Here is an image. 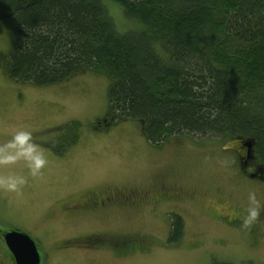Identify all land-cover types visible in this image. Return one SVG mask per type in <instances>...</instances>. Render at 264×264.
<instances>
[{
  "label": "rangeland",
  "instance_id": "obj_1",
  "mask_svg": "<svg viewBox=\"0 0 264 264\" xmlns=\"http://www.w3.org/2000/svg\"><path fill=\"white\" fill-rule=\"evenodd\" d=\"M103 1L119 30L138 29L119 6ZM13 44L12 32L0 30V144L15 130L35 133L51 125L48 139L63 136L53 146L60 148L72 137L70 123L78 122L81 130L77 143L54 157L46 176H32L20 161L17 170L0 166V176L25 177L16 203L9 195L1 197L15 208L14 215L0 211L1 235L31 227L42 264H264V181L244 173L237 140L187 135L155 146L138 122L98 127L108 113L105 76L88 73L49 87L17 83L4 72ZM34 140L41 148L47 141L40 134ZM249 192L256 193L262 209L244 228ZM89 194L113 201L85 210L83 198ZM171 214L184 221L178 245L168 244ZM89 236L101 239L68 245L103 246L102 251L61 250L63 239ZM129 241L127 250L115 244ZM2 263L7 264L0 254Z\"/></svg>",
  "mask_w": 264,
  "mask_h": 264
},
{
  "label": "trees",
  "instance_id": "obj_2",
  "mask_svg": "<svg viewBox=\"0 0 264 264\" xmlns=\"http://www.w3.org/2000/svg\"><path fill=\"white\" fill-rule=\"evenodd\" d=\"M110 2L138 29L119 30L103 0H0V30L14 37L7 77L49 87L105 76L109 124L138 122L155 146L187 135L252 141L264 169V0ZM68 127L58 155L80 138L78 122ZM183 234L171 214L168 244Z\"/></svg>",
  "mask_w": 264,
  "mask_h": 264
},
{
  "label": "clouds",
  "instance_id": "obj_3",
  "mask_svg": "<svg viewBox=\"0 0 264 264\" xmlns=\"http://www.w3.org/2000/svg\"><path fill=\"white\" fill-rule=\"evenodd\" d=\"M26 162L32 176L41 175V170L47 164L44 151L33 137L31 130H15L11 139L0 144V166L15 164L17 161ZM25 183V177L9 174L0 176V189L7 192H16ZM249 206L243 219V227L248 228L261 214L262 206L257 200L255 192L248 194Z\"/></svg>",
  "mask_w": 264,
  "mask_h": 264
},
{
  "label": "crops",
  "instance_id": "obj_4",
  "mask_svg": "<svg viewBox=\"0 0 264 264\" xmlns=\"http://www.w3.org/2000/svg\"><path fill=\"white\" fill-rule=\"evenodd\" d=\"M51 129H52V126L48 125V126L42 127L41 129H39L35 133H33V137H36L37 134H40L41 136H45L46 140H47L45 142V144H44L45 145L44 148H42V150L44 151V154H45V156L47 158V164H46L45 168L41 170V172H42L41 175H43V176H46L52 170V163L54 161L53 160L54 157H62V156H64V155H58V154H57L58 155L57 156L56 153L54 152V148H53L55 142L63 141L64 137L62 136V137L56 138V139H55V137L54 138L52 137V138L48 139V137L53 133L51 131ZM20 162H23L26 165L25 161L20 160ZM7 166H9V168H11V170H17L15 164L7 165ZM16 193H17V191L16 192H7V191H4L3 189H0V211L8 212L9 214L14 215L15 208L14 207H9L7 204H5V202H3L1 197L2 196H8V195L13 197V199L11 200L10 203L14 204V203H16V201L14 199ZM63 198H64V196L61 198V201L63 200ZM50 200H51V198L49 200H47V201L49 202ZM65 208H68V206L63 208L64 212L66 210ZM21 230H23V229H21ZM23 231L29 236L30 235L31 236L34 235V233L32 232V228L31 227L30 228H26ZM61 244H63V242ZM67 248L64 246V247L61 248V250H65ZM92 252H95V251H92ZM0 254H1V256L3 258H5V261L7 262V264L8 263L9 264H15L13 255H12L11 251L8 249V247H7L6 243H5L4 237L1 235V233H0Z\"/></svg>",
  "mask_w": 264,
  "mask_h": 264
},
{
  "label": "water",
  "instance_id": "obj_5",
  "mask_svg": "<svg viewBox=\"0 0 264 264\" xmlns=\"http://www.w3.org/2000/svg\"><path fill=\"white\" fill-rule=\"evenodd\" d=\"M110 126V125H107ZM243 147L250 154L253 143L252 141L239 139ZM250 178H260L264 180V169L261 167ZM8 249L11 251L15 264H42L43 257L40 253L39 246L33 238L19 231H8L2 235Z\"/></svg>",
  "mask_w": 264,
  "mask_h": 264
},
{
  "label": "flooded vegetation",
  "instance_id": "obj_6",
  "mask_svg": "<svg viewBox=\"0 0 264 264\" xmlns=\"http://www.w3.org/2000/svg\"><path fill=\"white\" fill-rule=\"evenodd\" d=\"M108 122L109 121L107 119H103L102 121H99L97 125H98V127H101L102 125L105 124L106 127H110V126H107V125H109ZM236 142H237L236 153L238 155L239 160L242 162V168L244 170V173L248 177H250V175H252L253 173H255L261 167L259 165L253 164V157H252L251 152H250V154H248V151L245 149V147H243V145L239 141H236ZM250 169H252L253 172H250ZM127 200H128V197H127ZM112 201L113 200L111 199V197H108L105 200H102V198H99L96 195L89 194V195H86L83 198V205H84V209L85 210H89V209H93V208L103 207L106 203H110ZM78 208H80V205H75L74 206V209L75 210H77ZM68 210H69V207L66 208V211H68ZM237 223L239 225L241 224V222H237ZM89 239H94V240H91L92 242H94L95 240H99L101 238H93L92 236H89L87 238H78L76 240H73V238H70V239H67V240H63L62 242H63V244H65V243H74V244H77L79 241L89 240ZM105 241L111 242L112 240L105 239ZM115 244L126 245V249L125 250H127L128 249V246L130 244H132V242L131 241H129V242H123V243H118L117 242ZM73 246H75V247H85V248H88L91 251H95V252L102 251L101 248L103 247V246L95 247V246H89V245H82V246L72 245V246H67V247H73ZM109 251L112 252V253H115L116 252V249L112 247V248L109 249Z\"/></svg>",
  "mask_w": 264,
  "mask_h": 264
}]
</instances>
